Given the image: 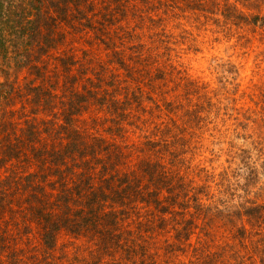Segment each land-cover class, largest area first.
<instances>
[{
    "label": "rangeland",
    "instance_id": "374dc122",
    "mask_svg": "<svg viewBox=\"0 0 264 264\" xmlns=\"http://www.w3.org/2000/svg\"><path fill=\"white\" fill-rule=\"evenodd\" d=\"M206 1L70 2L54 35L62 42L34 63L36 48L20 29L26 23L0 26L10 41L0 50V193L9 179L25 184L32 175L49 194L54 219L64 197L82 210V224L73 220L79 235L63 228L54 248L40 234L44 222H31L29 233L15 227L22 264H139L141 246L147 264H189L197 236L180 240L172 215L160 228L154 195L187 203L204 186L210 212L223 200L264 205V23L227 19L209 11L228 0ZM18 51L29 55L26 64ZM104 181L128 192L98 197ZM21 200L17 209L27 206ZM212 220L210 249L222 254L226 245L227 254L234 230ZM254 224L245 221L246 236L258 241L264 222ZM103 228L113 230V241ZM250 239L231 253L260 264ZM1 260L13 262L6 254Z\"/></svg>",
    "mask_w": 264,
    "mask_h": 264
},
{
    "label": "trees",
    "instance_id": "16d2710c",
    "mask_svg": "<svg viewBox=\"0 0 264 264\" xmlns=\"http://www.w3.org/2000/svg\"><path fill=\"white\" fill-rule=\"evenodd\" d=\"M78 1L80 0H20V4L27 7L24 8L21 6L20 8H17L15 7L16 1H11L12 5L10 4L9 7H5V1L0 0V26L2 25L3 27H6L5 25L7 23H11V28L18 29L17 26L20 27L22 24L26 23V27L20 29L29 32V38L32 40L31 45L33 48H36L32 50H36L34 53L37 54L36 59H33V55L31 56V59L33 63L38 62L39 58L43 57L52 49L57 48L62 42L60 38L55 37L54 35H56L61 29L63 21H67V16L72 13L70 2H73L76 5ZM190 3L191 2L188 4ZM239 5H241L242 9L239 8ZM198 6L202 7H195V9L198 8L202 10V12L207 11L208 7L205 5ZM252 8H256L258 14L251 15L252 18L249 19L248 15L244 12V9L250 11ZM212 9L213 10L210 9V11H208L212 13L215 11L217 14L223 15L227 19L234 17L240 20L244 18L255 25L264 23V0H236L234 3H230V0H228L224 7L217 6ZM77 10H79V7ZM59 16L62 19H57ZM3 30V28L0 29V50L6 49L10 42L6 38L7 33L2 32ZM14 56L21 57L24 64H26V60L30 59L29 55L24 56V54L19 51ZM47 150L49 151L50 149L47 148ZM13 153L16 155L17 150H14ZM149 170L151 175H153L152 169L149 168ZM27 177L29 180L25 184L22 181H20L21 183L19 181L17 182L14 178L9 179L8 186H6L4 193H0V264L2 263L1 259L5 254L7 255V258H10L13 261L12 264H22L19 255L22 254L24 249L16 246L18 243L17 238L12 234L15 227H23L24 231L28 228L26 233H29L31 222L35 220L42 223L44 222V231L40 234H43L44 243L50 248L56 246L58 234L63 228H69V230H72L73 228L71 232L76 236H78L81 231V208H75L74 204H72V199L64 197V204L58 205L59 208L62 207L63 211L54 219L53 211L50 210L53 208L55 209V207L54 204L49 202V194L45 191L46 189L44 185L33 182L31 180L33 177L32 175ZM23 179L26 180V178ZM104 183L105 190H103L98 197L104 196L105 199L106 194H111L112 192L113 194L115 193L120 196V199H122L124 196L123 193L125 194V192H128V190L123 192L118 186L114 187V185L111 184V181H104ZM121 183H123V180ZM130 188L131 187H129V189ZM106 190H109V192H106ZM197 190L199 191V194L191 195V198H188L189 201H187V203L182 201L183 197L177 198V195L167 197L168 199L172 198L171 201H168L167 203H164L158 195L153 196L157 209L161 213L160 228L165 229L171 219L169 215H172V217H175L173 221L176 220L174 228L176 229L177 236L180 237V240H184L185 242L189 241L190 244H192V238L194 235L197 236L196 244L194 245L195 259L191 260L189 264H246L245 256L241 259L239 251L237 252V250H235L233 253H231V251L236 246L243 249L248 247L245 240L250 238L246 236L247 230L245 221H249L250 226L255 225L254 221L259 224L263 223L264 205L255 202L251 203V201L247 202L249 205H247V203L238 204L237 206H233L230 203L224 205L225 201L223 200L222 205L217 206L216 212H210L212 207L206 203V200L202 196V193H207L205 187H197ZM19 195L22 197L24 196V199H26L27 202V206L23 209L16 208V203L18 201L20 204L24 202L21 200L22 197L18 198ZM172 205H175L178 208L173 210ZM187 212L190 213L191 217L187 216ZM177 216H180L182 219H176ZM212 216L219 217L223 220V225H226V227L229 226L232 231L234 230V241H231L230 238V241L227 243V247H229L227 254L225 253L227 252L226 245L224 246L225 252H222V254L212 252L210 249V230L213 221ZM74 219H76L80 225L74 222ZM91 219V216H89V220ZM200 221L204 222L203 226H200ZM92 226L95 228L98 227L96 224H93ZM74 227L76 229H74ZM157 227L159 229V225ZM101 232L105 236V239L110 238V240L113 241L115 236L113 230L109 228L106 230V228H103L101 229ZM164 232L168 231L164 230ZM105 233L108 234L107 237ZM20 235L21 233L19 234L18 239H20ZM182 245L186 246V243H181L177 246ZM251 245L255 248L254 250L261 255H258L260 264H264V230L258 241L251 240ZM129 252L135 251L129 250ZM146 254V249L141 246L140 258L142 259H140L139 264H147L145 261ZM256 258L257 257L252 255L248 260L256 261Z\"/></svg>",
    "mask_w": 264,
    "mask_h": 264
}]
</instances>
